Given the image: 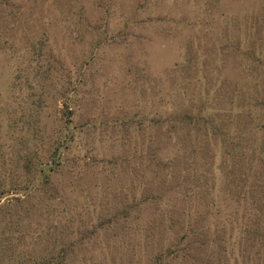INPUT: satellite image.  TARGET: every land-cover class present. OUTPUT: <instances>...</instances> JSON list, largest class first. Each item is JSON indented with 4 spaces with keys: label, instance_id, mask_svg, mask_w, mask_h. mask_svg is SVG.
I'll list each match as a JSON object with an SVG mask.
<instances>
[{
    "label": "rangeland",
    "instance_id": "374dc122",
    "mask_svg": "<svg viewBox=\"0 0 264 264\" xmlns=\"http://www.w3.org/2000/svg\"><path fill=\"white\" fill-rule=\"evenodd\" d=\"M260 37L264 41V0H0V142L6 153L0 158V189L16 185L18 194H23L26 183L37 181L34 169L24 168L26 150H38L43 144L40 130L61 126L60 111L69 96L75 101L70 130L91 118L90 123L100 127L96 133L115 130L111 135L126 137L117 148L136 150V156L141 153L148 160L152 149L159 146V155H169L178 143L171 138L160 143L156 131L148 137L146 124H140L137 115L143 116L152 106L159 110L164 104L160 98H168L177 86L174 109L184 112L191 104L186 93L193 83L202 81L203 99L208 97L216 105L233 97L241 111L237 114H249L234 125L218 118L226 131L214 140L219 159H227L224 150L235 141V130H251L242 141L248 144L247 153L252 152L249 146L256 145L259 135L254 134V127L264 113V75L260 70L250 71L253 65H244L253 55L246 47L257 53ZM113 123L116 128H111ZM136 128L141 130L130 142L129 130ZM186 129L180 132L186 139L180 145L195 140ZM104 145L107 141L97 143L98 152ZM201 151L206 157L208 148ZM77 153L68 157L78 162L86 159L82 152L77 159ZM136 161L137 174L123 165L119 175L100 183L109 182L118 190L129 182L144 183L150 176L148 165L139 166ZM249 175L256 185L257 175L253 170ZM84 180L91 187L95 176L89 173ZM13 195L9 191L0 203ZM255 195L260 194L256 191ZM51 205L60 209L63 203L55 198L48 201L49 209ZM232 207L227 211L240 215V209L235 206L234 213ZM48 216L53 222L58 217L56 212L28 213L20 223L36 232L51 223ZM7 227L6 238L11 239V218ZM27 247L22 251L30 253ZM40 251L38 246L32 252ZM252 252L264 260V247L255 246ZM12 263L9 250L0 253V264Z\"/></svg>",
    "mask_w": 264,
    "mask_h": 264
},
{
    "label": "trees",
    "instance_id": "16d2710c",
    "mask_svg": "<svg viewBox=\"0 0 264 264\" xmlns=\"http://www.w3.org/2000/svg\"><path fill=\"white\" fill-rule=\"evenodd\" d=\"M257 40H261L257 53L246 47L253 55L244 67L253 65L250 71L260 70L264 75V55L260 56L264 41L262 37ZM191 86L193 89L186 93L191 104L184 112L174 109L177 86L168 98H160L159 103L164 104L159 110H152V106L143 116L137 115L140 124H146L143 127L148 137L156 131L160 143L168 138L178 143L169 155H159V146L154 149L156 154L152 149L148 160L141 153L136 156V150L117 148L126 137L111 135L115 130L96 133L100 127L91 124V118H84L78 128L70 130L75 101L65 97L61 126L40 130L43 144L38 150H26L24 168H33L37 181L26 183L23 194H18L16 185H1L0 200L9 191L14 195L0 203V253L9 250L12 264H264L261 257L252 255L255 246L264 247V113L254 127V134L259 135L256 145L249 146L252 152L247 153L248 144L242 141L251 130H235V141L224 150L227 159L221 160L219 148L213 144L226 131L220 128L218 118L229 119L234 125L249 114H237L241 111L233 97L216 105L208 97L203 99L202 81ZM113 127L117 125L113 123ZM186 128L195 140L180 145V132ZM139 130H129L130 142ZM104 141L107 145L98 152L97 143ZM2 144L0 158L6 154ZM202 146L208 148L206 157ZM73 152H78L77 159L81 152L86 159L71 160L68 156ZM137 158L139 166L148 165L147 181L129 182L119 190L109 182L100 183L119 175L123 165L137 174ZM252 170L257 175L256 185L249 175ZM89 173L95 176L91 187L84 184ZM55 198L63 205L49 209L48 201ZM231 204L232 212L236 206L240 215L227 211ZM54 212L57 219L49 221L48 216L46 220L51 223L36 232H29L20 223L28 213L42 216ZM10 218L14 230L8 239ZM38 246L41 251L32 252ZM24 247L31 252L22 251ZM90 251L93 254H86Z\"/></svg>",
    "mask_w": 264,
    "mask_h": 264
}]
</instances>
